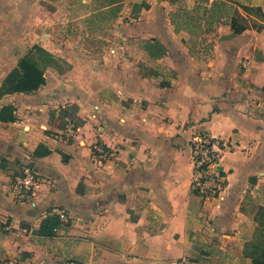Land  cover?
Segmentation results:
<instances>
[{"label":"crops","instance_id":"1","mask_svg":"<svg viewBox=\"0 0 264 264\" xmlns=\"http://www.w3.org/2000/svg\"><path fill=\"white\" fill-rule=\"evenodd\" d=\"M225 1L239 2L241 33L226 14L210 22L213 0H117L116 16L100 0H0V90L27 49L54 58L41 62L38 90L0 96L15 114L0 119V264H254L264 248V17L240 9L264 12V0ZM200 8V29L172 20ZM62 17L67 34L56 32ZM196 132L232 146L215 198L192 189ZM28 167L41 178L31 192L14 186ZM54 214L67 221L40 235Z\"/></svg>","mask_w":264,"mask_h":264},{"label":"trees","instance_id":"2","mask_svg":"<svg viewBox=\"0 0 264 264\" xmlns=\"http://www.w3.org/2000/svg\"><path fill=\"white\" fill-rule=\"evenodd\" d=\"M100 1L103 6L113 5L110 11H113L115 13V16L117 15V11L120 8L116 4L117 0ZM171 1L176 2L177 0ZM228 6L229 2L225 0H213L212 7L209 10V20H212L210 22H213V20L216 19L217 21H219V19L225 14L224 9ZM244 9L253 12L258 17H264V12L261 8H251L248 6H244ZM194 12L195 11L192 12L186 9L178 10L172 14V20L178 28L184 27L190 31H193V28L200 29L202 26L199 25L198 22L201 16H196ZM206 12H208V10H205L204 14H206ZM237 13L239 18L242 17L243 21L239 20L237 16H234L231 25L236 33H241L248 28V23L246 21V18L241 15L239 11ZM260 27L263 26L260 25ZM146 43L147 47H154V49L159 52L160 56L165 54V48H163V46L159 42L152 43L151 45V42ZM34 50H36L37 52H44L45 56H35ZM53 60L54 58L49 52L38 45L34 46L27 55L20 59L18 66L5 79L0 90V96L7 93L32 92L38 90L46 83L45 69L41 65V62H45L44 66H47L48 64L53 63ZM60 112L64 116H66L68 113L65 108H62ZM0 119H4L5 121H13L15 119L14 107L6 106L2 108L0 110ZM61 223L62 221L59 215H49L43 220L42 225L39 229V234L47 237H52L56 234V231L60 227ZM254 264H264V248L259 256L255 259Z\"/></svg>","mask_w":264,"mask_h":264},{"label":"built area","instance_id":"3","mask_svg":"<svg viewBox=\"0 0 264 264\" xmlns=\"http://www.w3.org/2000/svg\"><path fill=\"white\" fill-rule=\"evenodd\" d=\"M246 65V62H244ZM76 124L69 121L66 125L64 135L67 139H73L76 135ZM192 147V189L200 197L204 199L215 198L219 196L220 191L226 184V178L221 171V160L225 152L231 150L230 142L221 136L212 135L206 132H196L191 139ZM96 156L101 160H106L110 156V151L101 142L94 144ZM41 182L40 176L28 167L15 176L14 186L28 192L33 191ZM61 221H67L66 216H60ZM10 230V226L4 227ZM1 264H19L14 257H8ZM65 264H72L66 262ZM176 264H192L190 257H181Z\"/></svg>","mask_w":264,"mask_h":264},{"label":"rangeland","instance_id":"4","mask_svg":"<svg viewBox=\"0 0 264 264\" xmlns=\"http://www.w3.org/2000/svg\"><path fill=\"white\" fill-rule=\"evenodd\" d=\"M234 3H237V4H239V2H234L233 1V3L232 4H230L229 3V6L227 7V8H225L224 9V12H225V14H226V16L228 17V18H230V17H234V16H237V18L239 19V20H243L242 19V17L241 18H239V16H238V11H239V8H237L236 6H235V4ZM241 5V4H240ZM243 13H245L247 16H248V18H251V16H250V14L248 13L249 11H246L243 7H241V9H240ZM79 11V10H78ZM82 12V11H81ZM81 12H79L78 13V15H80V13ZM203 12H204V10L202 9V8H200L199 10H195V15L196 16H201L202 17V14H203ZM78 17V16H77ZM82 19H76V21L75 22H78V21H81ZM61 23L60 24H56L55 26H56V32H59L60 34H67L68 33V18H64V17H62V19H61V21H60ZM80 27V26H79ZM82 29V28H81ZM85 30H87V29H85ZM197 31H200V30H197ZM84 43H86V46L87 47H90L91 49H93L94 48V45H90V44H88L87 42H84ZM26 51H30V49H27Z\"/></svg>","mask_w":264,"mask_h":264}]
</instances>
